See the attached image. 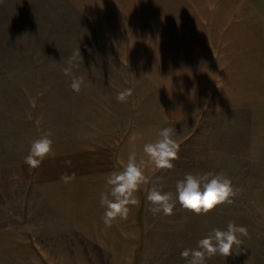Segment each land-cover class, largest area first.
I'll return each mask as SVG.
<instances>
[{
  "label": "rangeland",
  "instance_id": "1",
  "mask_svg": "<svg viewBox=\"0 0 264 264\" xmlns=\"http://www.w3.org/2000/svg\"><path fill=\"white\" fill-rule=\"evenodd\" d=\"M158 3L153 16L128 18V32L96 33L0 0V264H186L184 249L229 222L248 235L207 264H264V163L215 151L211 109L246 89L264 97V0ZM78 47L79 93L64 74ZM165 127L176 130L174 167H146L139 204L106 226V176L132 152L147 159L144 145ZM47 132L54 154L32 168L25 157ZM221 172L236 189L231 204L206 215L178 203L169 216L148 210L153 186L175 197L186 174Z\"/></svg>",
  "mask_w": 264,
  "mask_h": 264
},
{
  "label": "clouds",
  "instance_id": "2",
  "mask_svg": "<svg viewBox=\"0 0 264 264\" xmlns=\"http://www.w3.org/2000/svg\"><path fill=\"white\" fill-rule=\"evenodd\" d=\"M82 60L79 47L68 60L64 74L71 77L70 87L75 92L81 91L83 78L72 74L73 61ZM131 95V90L120 92L118 101H125ZM174 127L159 130L154 142L146 143L143 147L144 157L137 158L135 152L128 155L126 163L121 161L122 170L114 171L105 178L106 191L101 193L100 204L105 211L103 223L111 226L112 221L120 218L127 219L130 207L139 204L136 193L147 183L146 167L152 166L158 170H170L178 158L179 144L173 138ZM52 133L47 132L32 141L25 163L32 168L38 167L47 157L53 155ZM74 178L64 176L67 182ZM236 195L232 180L224 173L186 174L175 186V197L172 192H164L153 186L147 194L150 204L149 211L155 216H169L178 203L184 210L195 215H206L224 204H231ZM247 228L229 222L226 230L213 229L207 236L197 242L195 248H186L180 255L186 264H207V260L220 255L224 258L231 256L242 244L241 237L247 236Z\"/></svg>",
  "mask_w": 264,
  "mask_h": 264
},
{
  "label": "crops",
  "instance_id": "3",
  "mask_svg": "<svg viewBox=\"0 0 264 264\" xmlns=\"http://www.w3.org/2000/svg\"><path fill=\"white\" fill-rule=\"evenodd\" d=\"M160 1L17 0V8L39 11L43 16L79 18L81 24L89 27V32L122 33L129 31L128 18L153 16L151 11ZM232 97L229 102L211 108L217 114L215 151L251 163H264V97L258 100L257 92L249 89Z\"/></svg>",
  "mask_w": 264,
  "mask_h": 264
}]
</instances>
